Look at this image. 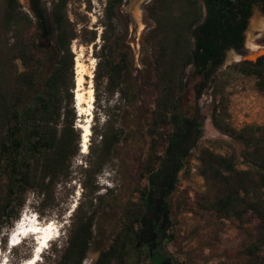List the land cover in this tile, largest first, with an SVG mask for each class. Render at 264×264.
Masks as SVG:
<instances>
[{
  "label": "trees",
  "instance_id": "trees-1",
  "mask_svg": "<svg viewBox=\"0 0 264 264\" xmlns=\"http://www.w3.org/2000/svg\"><path fill=\"white\" fill-rule=\"evenodd\" d=\"M68 1L53 0L47 9L49 20H45L44 9L30 0L29 12L36 18L32 20L17 0H0V229L6 219H17L26 193L40 197L39 206L47 203L51 187L67 175L71 158L81 149L82 132L73 126V41L92 48L93 91L104 80V89L117 95L118 104L114 120L103 114L101 127L93 124L89 128L87 147L93 160L84 168V178L109 161L113 149L133 127H142L139 121H143L148 141L140 176L151 175L158 165L161 129L170 122L169 116L181 109L185 68L191 66L195 76L207 80L226 51L240 52L251 13L240 0H149L144 11L150 24L145 25L138 42L137 69L125 43V22L118 15L122 0H105L96 22L98 33L86 20L67 18ZM258 1L264 16V0ZM260 43L264 44V35ZM230 68L251 77L254 90L264 95V54ZM203 88L202 83L196 95ZM144 89L152 94L148 110L140 107ZM210 97V123L239 145V162L233 152L198 151L197 174L206 185L217 188V193L198 203V208L238 222L251 214L257 220L258 232L241 254L247 264H264V125L233 128L222 99L213 92ZM181 113L184 115V110ZM237 163L244 168H238ZM148 194V190L141 192L138 206H126L122 227L108 247L98 252L93 264H120L129 253L135 262L142 256L152 264H177L165 256L162 242L157 248L137 243L140 231L135 225L141 230ZM93 218L92 205L75 211L66 245L55 251L59 257L54 264L82 263ZM4 244L0 237V247ZM138 246H145L144 253Z\"/></svg>",
  "mask_w": 264,
  "mask_h": 264
},
{
  "label": "rangeland",
  "instance_id": "rangeland-1",
  "mask_svg": "<svg viewBox=\"0 0 264 264\" xmlns=\"http://www.w3.org/2000/svg\"><path fill=\"white\" fill-rule=\"evenodd\" d=\"M40 1L48 9L53 0ZM148 1L122 0L118 10L120 21L125 22V43L133 53L134 65L137 69L139 68L138 42L142 33L146 31L145 25L150 24L144 11ZM17 2L21 9L35 20L27 8L26 1L17 0ZM104 2L105 0H69L66 16L69 20H86L88 27L97 29L98 33L100 28L96 22L101 16ZM250 12L243 32V46L239 53L233 50L226 51L221 64L212 70L205 81L193 74L191 66L185 68L181 109L170 115V122L161 129L162 139L159 140L156 150L159 158L157 164L170 148L169 138L174 124L179 119L187 117H193L198 122L197 140L183 158L166 202L168 217L161 248L165 256L177 264H247L241 249L253 242L258 232L257 220L249 213L238 222L232 218H220L213 212L198 208V203L212 198L217 193V188L206 185L197 174L196 160L197 153L201 149L222 155L233 152L236 156L240 150L238 144L218 133L210 123L212 92L225 104L227 120L233 128L238 129L247 124L264 125V95L254 90L251 77L241 75L230 68L232 64L251 60L259 53H264V44L260 43L264 35V18L256 7H252ZM46 17L45 20H49L48 16ZM255 17L261 25L259 28L251 27V21ZM98 43L96 41V44ZM70 47L74 53V76L75 66L79 63L84 73L83 87L87 88L88 82L91 81L93 91L92 76L95 62L91 46H77L73 41ZM89 74L92 75L91 79ZM202 83L204 88L196 95ZM104 84L102 80L96 91L92 92L90 110L82 106L84 111L81 113L79 106L74 108L73 126L77 130H81L79 125H84L89 113H91L90 126L95 124L97 129L103 123V114H107L111 121L116 118L117 95L107 92ZM141 95L140 107L148 110L151 108L152 94L148 89H144ZM182 108L184 115L181 113ZM139 124L142 127H133L122 137L111 152L109 161L101 168L94 169V173L85 178L83 170L92 162L93 156L88 153V149L86 153H82L80 149L77 155L71 158L67 175L51 187V195L47 203L39 206L40 197L36 198L32 193L25 194L24 204L19 210L17 219L20 220L25 213H33L40 226L42 224L43 227L46 223L49 226L53 224L58 230L57 237L53 238L43 250L39 261L35 264H54L53 261L58 260L59 253L55 251L65 247L75 211L77 209L83 211L91 205L94 214L91 239L81 264H93L98 252L108 247L122 227L126 206H138L141 203L140 194L147 193L151 180L148 178L149 175L140 176L148 141L144 134L143 121H139ZM237 160L239 162L238 156ZM237 167L244 168L240 163H237ZM146 205H148L147 201ZM16 220L6 219L1 226L0 237L5 240V244L0 247V264L4 263V258H8L7 264H23L28 259L29 253L32 255L33 249L31 252L30 249L34 248L36 236L28 237L10 249L7 247L6 238L12 231L14 223H17ZM135 229L137 232L140 231L139 224L135 225ZM138 247L144 253L145 246ZM261 254L264 255V248ZM129 256L130 253L120 264H152L145 257L141 256L139 261L135 262Z\"/></svg>",
  "mask_w": 264,
  "mask_h": 264
},
{
  "label": "flooded vegetation",
  "instance_id": "flooded-vegetation-1",
  "mask_svg": "<svg viewBox=\"0 0 264 264\" xmlns=\"http://www.w3.org/2000/svg\"><path fill=\"white\" fill-rule=\"evenodd\" d=\"M236 2L237 0H229ZM36 6L44 9V18H47V9L40 0H35ZM243 6L250 9L256 7L261 17L264 18L259 8L258 0H240ZM27 8H30V0H26ZM202 4V2L200 1ZM32 14V13H31ZM33 16V14H32ZM36 20V18H34ZM243 46V45H242ZM242 49V47H241ZM248 61H252L248 60ZM198 122L195 118H181L174 124L173 132L169 138V149L159 161L155 171L149 175L148 198L145 219L141 221V230L137 237L139 245L157 248L163 241L165 228L167 226V199L173 189L175 177L186 153L194 146L197 140Z\"/></svg>",
  "mask_w": 264,
  "mask_h": 264
},
{
  "label": "bare ground",
  "instance_id": "bare-ground-1",
  "mask_svg": "<svg viewBox=\"0 0 264 264\" xmlns=\"http://www.w3.org/2000/svg\"><path fill=\"white\" fill-rule=\"evenodd\" d=\"M251 27H256V28L261 27V25L257 21L256 17L252 19ZM75 68H76V75L75 76H76V87H77L75 89V91H74L75 92L74 93L75 94V96H74L75 107L79 106V108H80L79 110L82 113L84 111L82 106H84V107L86 106V107H88V110H90L91 103H92V100H93V95H92L93 91H92V87H91V81L88 82V87L87 88L83 87L84 73H82L79 63L76 64ZM91 76L92 75L89 74V78L90 79H91ZM90 116H91V113H89L88 120L85 121L84 125H79L80 129L82 130L81 143H80V148L82 150L81 151L82 153H86V151L88 149L87 144H88V140H89V136H90V129H89L90 128V120H89ZM18 221H19V223H18ZM18 221L16 223L17 225H14L12 231L10 232V235L12 236V239L17 233L16 230L22 226L24 218H22V216H21V219L18 220ZM35 221H36L35 223L32 222V224L30 225V229H33V228H36V227L40 226V224L38 223L37 219H35ZM45 226H47V227L46 228L43 227V231H44L43 232V234H44L43 236H39V234L42 233V231L38 230V232H36L35 234L26 233L24 235V238L20 239L19 243H22V241L24 239L28 238V237H35V236L37 237V239L35 240V244H34V248H33L31 257L28 258L27 260H25V262H23V264H35L36 262H38L39 259H40V255L43 252V249H44L43 247L44 246L47 247L48 244L53 240V238L57 237L58 230H57L56 227H54L53 224L51 226H49V224L46 223ZM40 240H43L45 243H44V246H39L38 247L37 241H40ZM11 247H13V246H11ZM7 259L6 258L3 259V261H4L3 264H7L8 263Z\"/></svg>",
  "mask_w": 264,
  "mask_h": 264
},
{
  "label": "water",
  "instance_id": "water-1",
  "mask_svg": "<svg viewBox=\"0 0 264 264\" xmlns=\"http://www.w3.org/2000/svg\"><path fill=\"white\" fill-rule=\"evenodd\" d=\"M25 1H26V0H25ZM261 53H262V52H261ZM263 54H264V53H263ZM259 55H262V54L259 53ZM257 56H258V55H257ZM255 57H256V56H255ZM255 57H252L251 59L253 60ZM80 135H81V134H80ZM79 145H80V143H79Z\"/></svg>",
  "mask_w": 264,
  "mask_h": 264
},
{
  "label": "clouds",
  "instance_id": "clouds-1",
  "mask_svg": "<svg viewBox=\"0 0 264 264\" xmlns=\"http://www.w3.org/2000/svg\"><path fill=\"white\" fill-rule=\"evenodd\" d=\"M33 214V213H32ZM35 216V215H34Z\"/></svg>",
  "mask_w": 264,
  "mask_h": 264
}]
</instances>
